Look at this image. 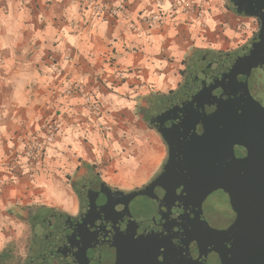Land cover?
Returning <instances> with one entry per match:
<instances>
[{"label":"flooded vegetation","instance_id":"flooded-vegetation-1","mask_svg":"<svg viewBox=\"0 0 264 264\" xmlns=\"http://www.w3.org/2000/svg\"><path fill=\"white\" fill-rule=\"evenodd\" d=\"M225 1L251 20L242 40L193 51L176 87L138 109L163 147L152 175L126 189L78 168L75 207H29L9 264H264V9ZM171 110L169 129L151 124Z\"/></svg>","mask_w":264,"mask_h":264},{"label":"crops","instance_id":"crops-1","mask_svg":"<svg viewBox=\"0 0 264 264\" xmlns=\"http://www.w3.org/2000/svg\"><path fill=\"white\" fill-rule=\"evenodd\" d=\"M178 1L123 0L121 15L93 18L82 0H0V251L23 240L18 218L29 207H75L73 194L66 203L49 197L53 185L42 172L23 173L24 141L42 136L47 124L58 128L45 171L75 158V172L104 156L102 178L128 189L156 170L163 147L139 107L176 87L193 51L235 46L250 22L225 0H203L202 21L180 8L167 13ZM158 2L165 12L158 21H141L158 11ZM90 99L99 102V112Z\"/></svg>","mask_w":264,"mask_h":264},{"label":"built area","instance_id":"built-area-1","mask_svg":"<svg viewBox=\"0 0 264 264\" xmlns=\"http://www.w3.org/2000/svg\"><path fill=\"white\" fill-rule=\"evenodd\" d=\"M82 1L84 4V9L88 11L89 16L93 18L102 14L108 15L110 17H117L121 15L125 10L123 0H117L116 3H113L111 0H82ZM202 2L203 0H198V1L179 0L178 2L170 6L167 13L169 14L175 13L177 8H180L183 12L190 11L191 13H193V16L195 18L201 19L202 21L204 17V13H203V9H201L199 5ZM158 3L159 4H158L157 12L150 15H142L140 17V20L147 23L148 25L155 24L158 21L159 17L162 16V13H165L164 10L161 8L160 2ZM122 74L123 72H119L118 76L121 77ZM89 106L96 113L100 111L99 102L96 99H90ZM57 128H58L57 124L53 122L45 126L44 142L50 143L55 139ZM104 128H106V126H104ZM42 149L43 147L40 142H35V141L32 142L30 150L28 151L32 157V162H31L32 165H38L40 163L41 160L40 153Z\"/></svg>","mask_w":264,"mask_h":264},{"label":"rangeland","instance_id":"rangeland-1","mask_svg":"<svg viewBox=\"0 0 264 264\" xmlns=\"http://www.w3.org/2000/svg\"><path fill=\"white\" fill-rule=\"evenodd\" d=\"M251 21V20H250ZM247 27H249V25L245 26L246 30L248 29ZM105 126V125H103ZM43 132L45 131V126L42 128ZM44 134L42 136H34V137H29V139L25 140L24 141V144H23V148H22V151L20 153L21 155V165L22 168H23V173L26 174L27 176H29L30 178H33L35 175H38L40 172H42V174L44 175V178L45 180H51V184L53 185V187H51L49 185V188L47 190V193L49 195V197H51L52 199H57V198H63V203H66V202H69V195L73 194L71 189H70V186H69V179L70 177L73 175L74 173V170H75V158L74 159H69L68 164H63V166H60V168L57 170V171H45V156H46V152H47V148H48V145L51 144L52 142L50 143H46L44 142ZM35 141V142H40L42 144V151L40 153L41 155V160H40V163L38 165H32L31 162H32V157H31V154H29V150H30V147H31V144L32 142ZM105 161H106V158H104V156H101L98 160V162H96L95 164L93 163V166L96 167L99 171H100V166L102 165H105ZM72 162V164H71ZM79 163L82 165V164H85L86 162L82 161V160H79ZM90 164V163H89ZM101 173V171H100ZM45 189V188H43ZM51 203V202H50ZM51 205H53L51 203ZM58 205V204H56ZM57 207V206H56ZM20 212V211H19ZM22 214V213H21ZM20 222L23 221V218L22 216H20V218H18ZM23 223V222H22ZM26 235V232L25 234ZM24 244V241H21V244H18V247L19 249L22 248Z\"/></svg>","mask_w":264,"mask_h":264},{"label":"water","instance_id":"water-1","mask_svg":"<svg viewBox=\"0 0 264 264\" xmlns=\"http://www.w3.org/2000/svg\"><path fill=\"white\" fill-rule=\"evenodd\" d=\"M230 1L234 7V10L237 13H239V14L242 13V14H245L247 16L255 15L261 9H264V0H230ZM257 15H259V14H257ZM186 79H187V81H186L187 84L192 81L189 79V77H187ZM162 113H163V111L155 114L151 118V124H153L157 129L160 130V128L162 129V124L166 123V129H169V125L175 121V115L173 113V110H171V113L167 112V114L169 113L170 116H166L165 118L162 117ZM158 123L160 124V128L158 127ZM167 253L170 254L171 252H169V250H168ZM149 262H150V260H149ZM153 262L154 261H151V263H153ZM151 263H148V264H151ZM169 263H170V259H169L168 263H166V261H165V264H169Z\"/></svg>","mask_w":264,"mask_h":264},{"label":"trees","instance_id":"trees-1","mask_svg":"<svg viewBox=\"0 0 264 264\" xmlns=\"http://www.w3.org/2000/svg\"><path fill=\"white\" fill-rule=\"evenodd\" d=\"M21 241H24V243L26 242V235H24L23 240H19V242L10 241L4 245L0 251V262H2V264H9L16 259V251L18 250V244H21Z\"/></svg>","mask_w":264,"mask_h":264}]
</instances>
